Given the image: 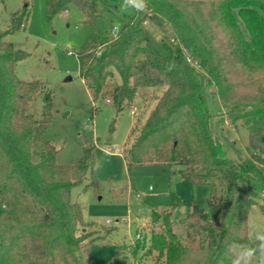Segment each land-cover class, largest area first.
Here are the masks:
<instances>
[{
    "label": "trees",
    "instance_id": "16d2710c",
    "mask_svg": "<svg viewBox=\"0 0 264 264\" xmlns=\"http://www.w3.org/2000/svg\"><path fill=\"white\" fill-rule=\"evenodd\" d=\"M119 2L48 0V12L74 5L93 26L78 58L94 103L105 99L120 113L140 90L165 88L126 146V164L181 166L183 181L211 188L205 204L212 214L193 204L182 219L185 241L171 226L177 195L170 194L169 213L152 211L166 230L153 233L146 254H166V264H264V238L248 231L251 207L264 211L251 185L257 178L264 186V0H135L134 13L105 40L108 31L98 29V19ZM25 11L13 13L9 30L0 31V264H110L93 258L92 247L104 236H92L88 228L95 224L84 220L82 204L71 197L88 174L87 186H99L94 146H84L75 162H58L59 149L46 138L54 120L52 92L43 81L16 77L27 52L5 36L25 25ZM148 11L173 25L175 41L158 40L144 27ZM116 75L120 82L112 80ZM206 84L218 88L229 118L246 125L247 160L224 154L210 125ZM255 85L252 99L242 100V88ZM81 225L86 229L78 233Z\"/></svg>",
    "mask_w": 264,
    "mask_h": 264
},
{
    "label": "rangeland",
    "instance_id": "374dc122",
    "mask_svg": "<svg viewBox=\"0 0 264 264\" xmlns=\"http://www.w3.org/2000/svg\"><path fill=\"white\" fill-rule=\"evenodd\" d=\"M135 3V0H120L116 11L105 12L98 19V29L103 33L108 31L105 40L117 34L123 20L134 13ZM24 9L28 18L24 19L25 25L22 23L21 28L6 34L5 39L27 52L17 64L16 77L43 81L52 92L54 120L46 131V138L59 149L57 161L75 162L84 146L91 144L95 148L98 188L87 186L91 179L88 174L71 192L72 200L84 208V220L95 224L88 228L92 236H104L93 245V258L110 264H166V254L157 251L146 254L153 233L166 230L163 218L154 221L152 211L157 209L163 216L169 213L170 194L177 195L179 205L171 213V226L181 241L186 238L182 219L193 204L203 206L210 214L212 211L205 204L211 193L210 186L183 181L181 166H128L124 159L126 146L133 141L165 88L140 90L136 99L120 113L105 99L94 103L79 68V52L94 32L93 26L85 22L82 10L71 5L64 12L50 15L48 0H0V31H8L11 15ZM144 27L158 40L176 39L173 25L151 11L147 12ZM112 80L120 82V76ZM256 86L242 88L240 98L252 99L257 93ZM205 95L210 125L224 154L236 161L247 160L249 132L246 125L242 120L234 122L229 118L217 87L206 84ZM42 104L40 96L36 102L39 112ZM132 129L135 133L128 139ZM4 183L0 181V186ZM251 185L261 193L259 202L264 205L263 184L254 178ZM84 228L86 226H79L78 233ZM107 229L110 230L108 235ZM248 231L252 238H264V211L258 205L250 209Z\"/></svg>",
    "mask_w": 264,
    "mask_h": 264
},
{
    "label": "clouds",
    "instance_id": "9594fccd",
    "mask_svg": "<svg viewBox=\"0 0 264 264\" xmlns=\"http://www.w3.org/2000/svg\"><path fill=\"white\" fill-rule=\"evenodd\" d=\"M246 254L251 255L252 254V250L251 249L246 250ZM234 264H236V262H234Z\"/></svg>",
    "mask_w": 264,
    "mask_h": 264
}]
</instances>
